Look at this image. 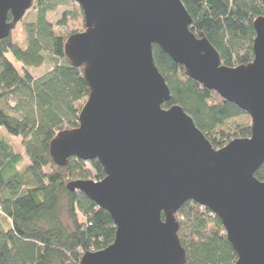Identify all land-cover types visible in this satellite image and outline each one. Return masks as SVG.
Returning <instances> with one entry per match:
<instances>
[{
  "label": "water",
  "instance_id": "obj_1",
  "mask_svg": "<svg viewBox=\"0 0 264 264\" xmlns=\"http://www.w3.org/2000/svg\"><path fill=\"white\" fill-rule=\"evenodd\" d=\"M76 2L85 27L66 38L64 54L82 66L89 93L77 126L57 131L49 151L60 165L71 155L98 160L101 179H72L67 187L107 210L115 225L113 241L85 251L78 264H183L175 211L189 199L220 218L234 264H264V181L254 175L264 160V14L253 19L252 60L227 66L192 32L181 0ZM31 5L0 0V39ZM154 43L246 111L250 135L215 148L180 105L164 107L170 92Z\"/></svg>",
  "mask_w": 264,
  "mask_h": 264
},
{
  "label": "trees",
  "instance_id": "obj_2",
  "mask_svg": "<svg viewBox=\"0 0 264 264\" xmlns=\"http://www.w3.org/2000/svg\"><path fill=\"white\" fill-rule=\"evenodd\" d=\"M65 1L35 0L36 16L23 24L24 43L10 34L0 39V127L21 137L28 160L21 165L23 155L0 136V213L8 221L6 227L0 223V264H78L85 251L100 250L114 239L109 212L67 187L72 179H101V164L71 155L60 165L49 151L57 131L77 126L79 101L89 93L82 66L64 54L66 38L78 31L69 30V23L85 26L80 5L62 14L55 22L58 28L46 17ZM181 1L192 18L190 29L209 40L221 63L235 66L252 60L253 19L264 14L262 0ZM152 50L169 87L164 107L180 105L215 148L250 135V125L216 133L218 125L247 112L189 77L159 45L154 43ZM45 61L49 69L41 75L28 71ZM254 175L264 181V160ZM175 216L186 253L183 264L235 263L237 254L222 222L209 208L189 199Z\"/></svg>",
  "mask_w": 264,
  "mask_h": 264
},
{
  "label": "rangeland",
  "instance_id": "obj_3",
  "mask_svg": "<svg viewBox=\"0 0 264 264\" xmlns=\"http://www.w3.org/2000/svg\"><path fill=\"white\" fill-rule=\"evenodd\" d=\"M78 5L79 4L73 0H66L64 3L58 5L55 10L48 12L46 17L49 21H51L54 24L56 28H58V25H56L55 22L62 16L64 12L69 13L76 11V6ZM35 16H36L35 0H32V5L25 10L22 17L14 24V26L10 31V36L13 41L19 44L24 43L25 35L23 31V24L31 20H34ZM84 27L85 26H82L81 23L73 21L69 23L68 29L69 30L77 29L79 31L84 29ZM13 63L19 70H21L19 63L15 61H13ZM47 69H49V64L47 61H45L43 62L42 65L38 67L28 68V71L33 76H38L44 73ZM84 100L85 99L79 101L80 106L82 105ZM250 124H251L250 115L248 113L241 114L239 116H236L234 118L225 121L223 124L218 125L216 128V133H219L220 131H223V133L225 134L232 133L237 127L250 125ZM0 136L4 137L12 145L15 151L20 152L23 155V161L21 165H25L28 160L26 156L23 154V144L21 137L8 134L3 127H0ZM0 223L3 224L5 227L8 224L7 218L1 215V213H0Z\"/></svg>",
  "mask_w": 264,
  "mask_h": 264
}]
</instances>
